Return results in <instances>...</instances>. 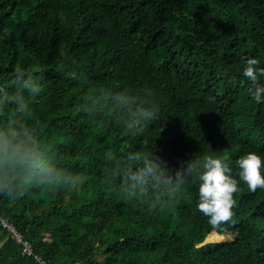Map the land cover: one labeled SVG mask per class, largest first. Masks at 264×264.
<instances>
[{
  "label": "trees",
  "instance_id": "16d2710c",
  "mask_svg": "<svg viewBox=\"0 0 264 264\" xmlns=\"http://www.w3.org/2000/svg\"><path fill=\"white\" fill-rule=\"evenodd\" d=\"M248 59L264 68V0H0V148L46 164L0 166V218L50 264H264V188L236 163H264ZM208 156L239 181L218 228L197 176L176 187ZM0 264H37L1 220Z\"/></svg>",
  "mask_w": 264,
  "mask_h": 264
},
{
  "label": "clouds",
  "instance_id": "9594fccd",
  "mask_svg": "<svg viewBox=\"0 0 264 264\" xmlns=\"http://www.w3.org/2000/svg\"><path fill=\"white\" fill-rule=\"evenodd\" d=\"M258 60L248 59L243 75L252 82L255 90L249 89L253 99L257 103H264V85L259 84V78L264 77V68H257ZM25 73L24 71H22ZM22 72L16 73V79L21 78ZM23 82L25 88H30L34 94H39L40 86L35 82ZM5 138L2 148H0V166L4 170L5 177L11 172L21 167H26L29 174H35L37 180L46 174V164L40 159L34 150L28 146L26 140H15ZM240 171V179L244 181L251 192H256L258 188H264V176L261 168L264 167L262 159L255 152H249L241 156L236 161ZM232 169L228 163L219 158L211 156L205 157L202 165H198L195 160H190L187 167L177 176V191L182 190L183 185L189 177L197 176L199 181V202L197 209L204 216L209 217L208 223L213 228H218L221 224L231 222L235 216L233 209L236 206L234 193L239 191V181L231 175ZM0 192H7V187L0 185ZM24 193L18 194V197Z\"/></svg>",
  "mask_w": 264,
  "mask_h": 264
},
{
  "label": "built area",
  "instance_id": "2783aa9c",
  "mask_svg": "<svg viewBox=\"0 0 264 264\" xmlns=\"http://www.w3.org/2000/svg\"><path fill=\"white\" fill-rule=\"evenodd\" d=\"M2 224L6 226L12 232V238L15 239L22 246V253L27 256H32L37 264H50L40 254L35 253L30 241L25 239L23 235L6 219L0 218Z\"/></svg>",
  "mask_w": 264,
  "mask_h": 264
},
{
  "label": "rangeland",
  "instance_id": "374dc122",
  "mask_svg": "<svg viewBox=\"0 0 264 264\" xmlns=\"http://www.w3.org/2000/svg\"><path fill=\"white\" fill-rule=\"evenodd\" d=\"M225 239H226L225 235H222V238H221V240H219V241H224ZM206 242H213V241H210V240H207V239H206Z\"/></svg>",
  "mask_w": 264,
  "mask_h": 264
}]
</instances>
